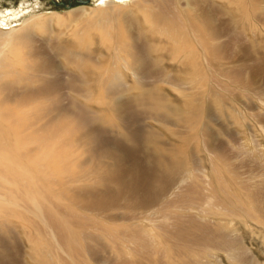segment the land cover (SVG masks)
Returning a JSON list of instances; mask_svg holds the SVG:
<instances>
[{"label":"rangeland","instance_id":"obj_1","mask_svg":"<svg viewBox=\"0 0 264 264\" xmlns=\"http://www.w3.org/2000/svg\"><path fill=\"white\" fill-rule=\"evenodd\" d=\"M69 1L0 0V72L12 73L14 70L22 73L25 79L31 74L26 66L35 60L41 61L36 57L41 56L44 60L52 59L58 66L59 71L48 76L58 77L66 84L73 75V67L67 65L63 51L91 53L93 62L106 69L113 49L120 45L118 55L131 65L135 63L128 53L133 45L131 35H137V42L146 45L149 60L165 59L162 66L167 62H178L172 57L183 55L181 45L189 37L172 41L161 34L160 29L154 31L150 19L155 12L170 16L179 13L181 20L187 23L185 11L189 7L186 0L127 2L119 7L121 11L128 12L126 17L113 18V22L106 26H96L88 21L90 18L104 19L97 2L72 0V9L87 8L83 17L75 19L72 9L63 4ZM223 5H226L225 0H198L192 3L191 13L198 14L201 8L216 10L214 14L229 30H226L225 40L247 44L249 39H255L261 46L232 47L235 62L227 59L223 66L206 62L201 54L197 55L199 65L193 66L196 68L193 71H204L207 79L193 83L198 99H202L196 102L193 112L199 114L202 124L208 127L209 135L194 129L192 122H177L171 113L168 115L167 109L153 111L141 108V121L146 128L143 133L155 130L159 135L158 145L145 143L148 150L157 153L159 145L173 148L180 153L175 155L174 151H169L168 157L187 160L193 172L192 178H188L175 192L174 202L159 204L150 210L120 209L116 211V219L110 223L101 216L95 217L68 204L59 188L51 185L49 171L53 172L54 167V170H60L62 163L55 165L49 159L41 158L39 165H28L24 159L18 158L17 161L11 149L4 145L0 156L3 158L0 164V255L6 254V249L3 250L6 247L12 258L2 256L3 264H264V29L256 23L258 33L253 34L251 30L243 31L240 25L235 27L230 16L224 14ZM12 11L18 12L16 17ZM28 27L29 37L11 41L15 33ZM236 31L238 33L234 34ZM234 67L244 70L242 82L233 80L229 74H222L231 72ZM124 71L132 76L130 70ZM5 80L13 81L14 76L9 75ZM29 84L25 80L17 83V93L24 96ZM40 84L37 82L30 86L40 87ZM159 88L165 92L169 103L183 107L187 97L179 90L167 83H160ZM67 91L64 90L65 93ZM78 100L87 102L81 97ZM104 102L105 94L98 92L95 101L88 104L94 109L93 125L109 131L116 141L123 142L120 136L123 129ZM189 114L186 118L196 117ZM29 146L19 144L18 153ZM36 171L42 173L39 181L31 179L30 174ZM34 183L38 186L32 189ZM98 221L103 225L144 227L140 230L142 233L123 236L121 241L139 250L122 256L115 251L120 240L84 241L81 231L95 232L93 228H102ZM161 226L167 230L160 229ZM195 226L204 230H197ZM159 231L165 237L191 236L192 241L188 245L180 241L175 243L179 252L171 258L162 254L157 256L159 243L151 241V237ZM68 232L73 234L64 240L61 235ZM86 245H90L91 253L87 252ZM62 246L65 249L60 250ZM69 246L70 249L67 248ZM73 248L78 249L77 252Z\"/></svg>","mask_w":264,"mask_h":264},{"label":"bare ground","instance_id":"obj_2","mask_svg":"<svg viewBox=\"0 0 264 264\" xmlns=\"http://www.w3.org/2000/svg\"><path fill=\"white\" fill-rule=\"evenodd\" d=\"M136 1L103 0L101 3L100 0H93V3L97 2L98 11L100 10L99 13L104 19L90 18L88 21L95 23L96 26H106L113 22V18L126 17L128 12L121 11L119 8L121 5ZM194 1L198 0H186L189 7L185 11L188 18L187 23L181 20L179 13L170 16L164 12H155L150 19L154 31L160 29L159 32L172 41L177 42V39L182 40L185 36L189 37L181 45L182 57L181 55L172 57L173 61L178 60L176 63L167 62L166 66H162L166 61L163 58L157 57L154 61L149 60L146 45L137 42V35H131L133 45L128 53L135 62L131 65L123 62L118 55L120 45L113 49L108 61L109 66L106 69L98 67L95 64L96 61L93 62L94 58L92 59L91 53L80 54L71 51L62 53L61 51L67 65L73 67V75L66 84L58 77L48 76L58 72V66L52 59L44 60L41 56H36L41 61L35 60L34 64L26 66L31 74L25 79L22 73L14 70L12 73L0 72V156L2 146L7 145V149H11L12 152H10L14 154L13 157L17 161L18 158L24 159L28 165H39L38 160L41 158L49 159L55 165L62 163L63 167L60 170H54V167L53 172L49 171L48 178L51 185L59 188L58 190L68 204L75 205L78 209L93 214L95 217L101 216L110 223L116 219V211L120 209L131 211L146 208L150 210L159 204L173 203L175 192L188 178H192L193 172L187 160H172L168 157L169 151H174L175 155L180 153L173 148L159 145L157 153L148 150L145 143H157L158 145L159 135L155 130L143 133L146 128L141 121L143 116L141 108H151L153 111L160 108L167 109L168 115L172 114L177 122H192L194 129L206 136L209 135L208 127L202 124L199 114L193 112L196 102L202 100L200 97L198 99V93L193 90V83L207 79L204 71H193L196 69L193 66L199 65L197 55L201 54V58L206 62L223 66L227 59H233L235 62V57L231 54L232 47L245 49L248 48L247 46H261L260 42L255 39L251 41L249 39L250 45H248L249 42L242 44L239 40H225L228 29L214 14L216 10L201 8L198 14L192 15L191 9H193ZM225 2L224 14L230 16L231 23L235 27L240 25L243 31L251 30L253 34L258 33L256 23H260L257 25L264 29V0H225ZM72 8L73 6L69 9ZM86 11V6H81L72 9L71 14L75 19H80ZM17 14L18 12L12 11L14 17ZM262 30L260 29L261 32ZM29 32L30 28H25L22 32L15 33L11 41L27 38L30 36ZM236 33L238 32H234ZM242 67H234L231 72L224 71L222 74L224 76L229 74L233 80L242 82L245 77L244 67L243 69ZM123 69L130 70L132 76L129 77ZM9 75L14 76V80L7 82L5 78ZM22 80L31 83L27 86L24 96H20L16 91L17 83ZM129 80H132V83ZM37 82L41 83L40 87L30 86ZM160 83L171 84L187 97L183 107L169 103L165 92L159 88ZM65 89H68V93L64 92ZM98 92L105 94L104 103L108 106L107 109L119 121L123 129L122 134L120 133L123 142L116 141L109 131L95 128L93 125L94 109L88 104L95 101ZM79 97L87 102H80ZM186 114L190 116L195 114L199 118L191 116L189 119L186 118ZM19 144L30 146L18 155L17 146ZM53 147H59V149L52 150ZM85 157L87 158L84 159ZM2 159L0 157V164ZM30 175L32 180L39 181L42 173L36 171ZM35 184L32 185V189L37 188L38 184ZM81 215L80 213V218ZM98 224L103 227L98 229L92 226V228L96 231L102 229L101 232L82 230L81 238L90 243L98 242L103 238L120 240L117 241L120 243L115 251L122 256L132 255L139 250L136 247L130 248L127 242L121 241L123 236L142 233L140 230L144 227L137 229L130 225H103L99 221ZM159 228L166 229L162 226ZM195 228L204 230L198 226ZM71 234L73 233L68 232L67 235H61V237L64 240L70 239ZM189 237H165L159 231L155 237H151V241L157 240L159 243L157 256L162 254L164 257L171 258L179 252L177 250L179 248H175L177 245L175 243L180 241L188 245L192 241L191 236ZM89 246L86 245V250L91 253ZM64 247L62 246L60 250ZM67 248L70 249V246ZM3 250L6 254L0 255V264H3L2 256L12 258L6 247H3ZM153 264H158V262H153Z\"/></svg>","mask_w":264,"mask_h":264},{"label":"water","instance_id":"obj_3","mask_svg":"<svg viewBox=\"0 0 264 264\" xmlns=\"http://www.w3.org/2000/svg\"><path fill=\"white\" fill-rule=\"evenodd\" d=\"M76 1H78V2H80V3L90 2V0H76ZM63 4H64L66 7L71 8V7H72V0H70L68 4H66V3H63Z\"/></svg>","mask_w":264,"mask_h":264},{"label":"snow or ice","instance_id":"obj_4","mask_svg":"<svg viewBox=\"0 0 264 264\" xmlns=\"http://www.w3.org/2000/svg\"><path fill=\"white\" fill-rule=\"evenodd\" d=\"M101 3H103V0H100ZM0 26H2V24H0Z\"/></svg>","mask_w":264,"mask_h":264}]
</instances>
